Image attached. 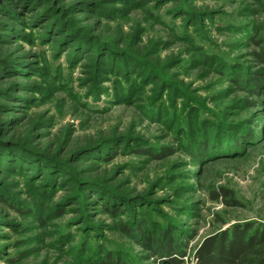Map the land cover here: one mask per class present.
Listing matches in <instances>:
<instances>
[{"label":"rangeland","instance_id":"obj_1","mask_svg":"<svg viewBox=\"0 0 264 264\" xmlns=\"http://www.w3.org/2000/svg\"><path fill=\"white\" fill-rule=\"evenodd\" d=\"M263 47L264 0H0V264H157L166 229L195 264L264 226V89L238 83Z\"/></svg>","mask_w":264,"mask_h":264},{"label":"trees","instance_id":"obj_2","mask_svg":"<svg viewBox=\"0 0 264 264\" xmlns=\"http://www.w3.org/2000/svg\"><path fill=\"white\" fill-rule=\"evenodd\" d=\"M254 57L261 65V68L254 73L251 80H239L242 83V89L247 90L255 98L262 96L264 89V47L254 53ZM17 87H19L17 85ZM21 89V87H19ZM258 100V99H257ZM251 108L260 106L259 101L248 103ZM264 107V103L262 105ZM264 128V127H263ZM249 141H258L259 136L256 133L248 135ZM238 139L235 141L237 148H243L244 140ZM88 146L93 144L89 142ZM252 146V145H251ZM209 145L208 141L199 143L197 152L193 157L199 160L204 159L209 155L210 150L214 151L216 148ZM133 154L145 155L148 153L145 149H131ZM123 149L118 146L111 156L121 154ZM2 152V151H1ZM239 151H234V154ZM171 154H164L161 158L164 159ZM212 200L221 202L224 206L230 208H239L242 205L234 198L231 191L220 188L212 193ZM4 202L5 201H1ZM118 203V202H117ZM116 203V204H117ZM108 212H111L108 209ZM112 214H121V210L117 208L111 212ZM170 229H166L162 233V241L151 240L147 241L144 246L150 249L154 262L161 264H185L188 255V244L174 239L169 234ZM112 253H109L111 255ZM113 257V258H112ZM107 256L106 261L111 260L112 264H124L121 258L116 259L114 256ZM115 258V259H114ZM195 264H264V226H257L254 223L235 224L229 229L217 232L210 237H207L200 246L197 247L194 253ZM163 262V263H162ZM102 264H107L102 262ZM109 264V263H108Z\"/></svg>","mask_w":264,"mask_h":264}]
</instances>
